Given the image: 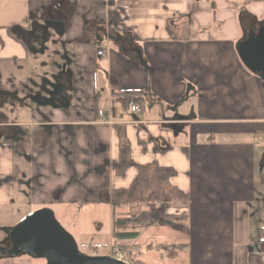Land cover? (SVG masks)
<instances>
[{"label": "crops", "instance_id": "crops-1", "mask_svg": "<svg viewBox=\"0 0 264 264\" xmlns=\"http://www.w3.org/2000/svg\"><path fill=\"white\" fill-rule=\"evenodd\" d=\"M49 1L0 7V239L42 207H104L110 254L132 220L133 264H264V81L235 49L264 0H70L57 25Z\"/></svg>", "mask_w": 264, "mask_h": 264}, {"label": "water", "instance_id": "water-1", "mask_svg": "<svg viewBox=\"0 0 264 264\" xmlns=\"http://www.w3.org/2000/svg\"><path fill=\"white\" fill-rule=\"evenodd\" d=\"M243 36L235 43L242 64L264 81V16L261 20L240 16ZM57 92L68 88L64 68L55 79ZM0 260L27 256L45 264H129L111 255L82 252L74 237L57 221L50 207L36 209L12 226L2 228Z\"/></svg>", "mask_w": 264, "mask_h": 264}, {"label": "rangeland", "instance_id": "rangeland-1", "mask_svg": "<svg viewBox=\"0 0 264 264\" xmlns=\"http://www.w3.org/2000/svg\"><path fill=\"white\" fill-rule=\"evenodd\" d=\"M5 1L6 0H0V7ZM21 2L24 3L23 1ZM18 18L25 21L24 11H19ZM51 209L53 210L57 221L74 237L78 248L82 252L87 254H92L94 252L98 255L110 254L109 218L104 207H99L97 208V212H94L93 207L90 210V206H87L83 208V213L78 214L77 216L75 215L74 210H68L69 208L67 206L58 207V205L54 204ZM84 210L86 211L84 212ZM23 211L24 210H22L21 213ZM9 222L12 221L5 219V217L0 218V223L2 224ZM99 225H101L102 228H99ZM1 234L0 230V235ZM111 253H113V250ZM154 263L161 264L162 262L154 261Z\"/></svg>", "mask_w": 264, "mask_h": 264}, {"label": "trees", "instance_id": "trees-1", "mask_svg": "<svg viewBox=\"0 0 264 264\" xmlns=\"http://www.w3.org/2000/svg\"><path fill=\"white\" fill-rule=\"evenodd\" d=\"M160 222H165V220L161 219ZM132 228V220L117 221L113 219L112 221L113 248L120 250L124 254L123 260L129 264H133V262L128 256V249L131 248L133 240L138 237V232L133 231Z\"/></svg>", "mask_w": 264, "mask_h": 264}, {"label": "flooded vegetation", "instance_id": "flooded-vegetation-1", "mask_svg": "<svg viewBox=\"0 0 264 264\" xmlns=\"http://www.w3.org/2000/svg\"><path fill=\"white\" fill-rule=\"evenodd\" d=\"M70 7V0H50L44 12V23L57 25L58 21H63L68 17ZM43 30V27L36 28L29 34L31 37H35V35L41 34Z\"/></svg>", "mask_w": 264, "mask_h": 264}, {"label": "built area", "instance_id": "built-area-1", "mask_svg": "<svg viewBox=\"0 0 264 264\" xmlns=\"http://www.w3.org/2000/svg\"><path fill=\"white\" fill-rule=\"evenodd\" d=\"M105 50L104 49H101V50H98L97 54L98 55H103L105 54ZM130 110L131 111H139V108L137 105L133 104V103H130V106H129ZM100 115H102V112L100 111L99 112ZM258 139H260V137H258ZM259 242H264V237H259ZM113 257L117 258V259H120V260H123V253L118 250V249H114L113 248V253L111 254Z\"/></svg>", "mask_w": 264, "mask_h": 264}]
</instances>
